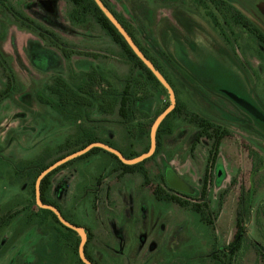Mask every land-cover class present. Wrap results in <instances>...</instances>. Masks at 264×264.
I'll use <instances>...</instances> for the list:
<instances>
[{
  "label": "rangeland",
  "instance_id": "1",
  "mask_svg": "<svg viewBox=\"0 0 264 264\" xmlns=\"http://www.w3.org/2000/svg\"><path fill=\"white\" fill-rule=\"evenodd\" d=\"M11 1L12 11L21 18L0 6V56L15 77L14 89L0 104V206L15 196L29 197L28 178L20 174L23 164L45 149L56 153L79 125L87 123V119L78 122L60 116L41 102L38 92L46 95L58 77L69 79L72 71H87L97 62L80 54L65 60L39 36V30L53 31L62 43L78 51L107 56H101V69L121 74L128 70L120 47L97 27L86 28L69 19L65 0ZM106 1L139 30L143 44L147 45L144 38L153 39L148 42L152 53L164 50L171 64L161 63L177 98L191 111L230 131V136L221 143L211 168L209 141L197 142L198 128L173 119L174 133L164 136L156 159L134 173L119 176L118 171L103 178L98 175L99 167L114 164L107 156L78 160L53 175L52 199L89 231L88 251L99 264H211L213 254L233 240L239 210L244 244L233 264H264V126L242 112L233 97L248 102L253 98L264 110V47L230 17L225 20L219 8H205L194 0ZM226 1L264 32V16L257 8L263 0ZM182 23L190 28L186 30ZM179 41L185 47L182 57ZM112 47L117 53H110ZM179 57L188 72L185 80L176 64ZM5 85L0 72V90ZM202 85L206 94L199 89ZM168 102V92L155 95L151 105L147 104L150 114ZM101 131L118 137L119 130L112 126ZM135 149L142 150V143L137 141ZM143 170L150 181L145 180ZM161 176L172 188L191 193L203 187L206 176V200L213 211L221 208L214 228L199 222L188 208L158 202L151 188L162 183ZM178 178L184 188L178 187ZM13 229L4 232L1 244ZM48 238L39 228L28 230L0 256V264H17L19 259L23 264L36 263L34 249Z\"/></svg>",
  "mask_w": 264,
  "mask_h": 264
},
{
  "label": "trees",
  "instance_id": "2",
  "mask_svg": "<svg viewBox=\"0 0 264 264\" xmlns=\"http://www.w3.org/2000/svg\"><path fill=\"white\" fill-rule=\"evenodd\" d=\"M65 1L67 3L69 19L73 23L83 27L86 26V28L97 27L112 43L120 47L121 51L119 54L124 59L125 64L128 65V70L121 74L118 72L111 73L110 71L101 69L100 65L104 63L101 56L104 55L91 51H78L70 47L68 43L64 41L62 43L59 36L53 33V31L48 29L39 31V36L41 35L40 37L52 45V47H56L65 60H70L72 56L80 54L93 58L97 62V65L92 66L87 71H72L74 75L72 77L69 76V79L58 77L47 89V96L38 92V97L41 102L50 106L59 113L60 116H65L69 120L72 118L78 122L83 119L86 121L87 119V123L79 125L75 135L69 136L64 143L59 145L56 153L52 150L45 149L37 157L23 164L20 167L22 171L20 174L28 178L29 197L15 196L0 206V256L6 254L20 235L30 229L39 228V230H42L44 234L49 236L47 241H40L38 246L34 249V254L37 257V262L35 264H84L78 253L80 243L78 233L64 226L51 210L40 208L36 204L35 182L41 171L57 160L97 141L107 143L117 148L127 158H134L147 152L150 147L151 126L156 117L169 105L168 102L164 106L158 107L153 116L150 114L149 106L151 105L152 98L155 95H159L160 92H165L167 94V90L152 71L137 57L124 37L105 16L96 2L94 0ZM194 1L205 8L209 5L219 8V10L223 12L222 14H224L225 20L229 21L228 19L230 17L232 22L242 26L253 34L264 47V32L238 9L232 7L226 0ZM103 2L126 28L146 57L150 59L155 67L165 76L174 88L177 98L175 85L161 63V61H169L171 64L164 50H160L157 54L152 53V49H149L150 43L148 42L153 39L144 38L147 45L143 44L139 38L140 32L134 27L132 22L122 13L116 11L106 0H103ZM210 16L217 22L216 16L212 12H210ZM182 24L186 30L190 28L189 25L185 23ZM154 43H156L155 40ZM178 43L181 50V52H179L180 55L182 51L185 50V47L184 44L182 45L181 41ZM191 45L193 48L195 47V45ZM110 51L112 54L117 53L113 47ZM156 52L158 51L156 50ZM180 57H182V54ZM180 57L176 64L186 75L183 77L185 80L188 77V72L186 68L183 67V62ZM104 58L107 59V56H104ZM0 65L2 66V74L6 80L5 87L0 90L1 104L14 89L15 77L10 66L6 64V61L3 60L1 56ZM177 66L174 65V68L179 69ZM194 80L197 79L194 78ZM199 89L203 91V94L208 92L203 85L200 86ZM147 104L150 105L148 106ZM93 113H96L98 117H92ZM253 117L256 118L254 115ZM173 119L185 120L198 128L199 131L196 137L197 142H200L202 138L209 141L211 145L209 152L212 163L210 167L212 168L219 154L221 143L224 138L230 136V131L214 123L209 118L191 111L185 103L177 98L175 109L167 115L158 128L156 136L157 148L150 158L136 165H126L114 154L102 148H93L83 156L58 167L43 179L41 183L42 201L56 206L67 220L78 226H82L65 214L58 202L52 199L50 192L53 175L78 160H84L100 154L107 156L110 162L114 163L111 168L106 164L99 167L98 175L100 178H103L105 175L109 176L112 172L118 171H120L119 176L134 173L146 162L156 159L157 155L161 153L164 136L174 133ZM258 122L264 126V122L260 120ZM107 125L119 130L117 131L118 137L114 139L102 133V127ZM137 129L139 131H137ZM137 141L142 143V150L140 151L135 149V143H137ZM123 143L125 145L127 144V146L124 147V145H122ZM165 169L167 170V167ZM142 174H144L145 180H151L145 170L142 171ZM206 176L203 179V187L196 193L178 191L172 188L166 182V179L163 180V176H161L162 183L152 187L151 191L158 202L162 204H176L182 208H188L193 212L199 222L213 229L215 224L214 220L219 216L221 208H218L217 211H213L209 202L206 200L207 194L205 185L209 183ZM238 212L236 232L233 240L229 245L222 247L213 254L211 264H233L234 258L242 248L244 244V222L241 218V210ZM9 228H14L13 233L1 244L3 234L9 230ZM89 240L85 246L86 256L94 264H99L88 251ZM14 263L23 264L20 259Z\"/></svg>",
  "mask_w": 264,
  "mask_h": 264
},
{
  "label": "water",
  "instance_id": "3",
  "mask_svg": "<svg viewBox=\"0 0 264 264\" xmlns=\"http://www.w3.org/2000/svg\"><path fill=\"white\" fill-rule=\"evenodd\" d=\"M98 7L101 9V11L105 14V16L111 21V23L117 28V30L120 32V34L124 37L126 42L129 44L131 49L134 51V53L137 55V57L152 71V73L156 76V78L159 80V82L164 86V88L167 90L168 95L170 97V103L168 107L157 116V118L154 120L151 130H150V147L149 150L145 153H142L134 158H127L123 155L121 151H119L117 148L112 147L111 145L104 143V142H93L88 144L86 147L75 151L48 166L46 169L41 171V173L38 175L36 182H35V199L36 204L43 209L51 210L58 218V220L66 227L74 230L78 233L80 237V243L78 247V253L80 256V259L84 264H94L91 262L85 253V246L88 241V234L84 227L78 226L69 220H67L62 212L54 205L44 203L41 198V183L43 179L50 174L52 171L57 169L58 167L80 157L84 154L88 153L93 148H102L115 156H117L120 161H122L126 165H136L140 162H143L144 160L150 158L156 151L157 148V131L159 126L161 125L162 121L167 117L168 114H170L177 105V98L174 88L171 86V84L168 82V80L165 78V76L155 67L153 62L146 57V55L143 53V51L139 48V46L136 44L132 36L129 34V32L126 30V28L122 25V23L117 19V17L114 15V13L105 5L103 0H94ZM257 8L260 11V13L264 16V1H259L257 4ZM233 96V95H232ZM237 102L248 112H250L252 115H254L257 119L264 121V114L261 112L258 108H256L253 104L243 100L242 98H238L233 96ZM179 182V181H178Z\"/></svg>",
  "mask_w": 264,
  "mask_h": 264
},
{
  "label": "flooded vegetation",
  "instance_id": "4",
  "mask_svg": "<svg viewBox=\"0 0 264 264\" xmlns=\"http://www.w3.org/2000/svg\"><path fill=\"white\" fill-rule=\"evenodd\" d=\"M264 1V0H263ZM11 4V5H10ZM0 6H3V7H5L10 13H11V15L12 14H14V16H16L17 18H21V17H19V15L18 14H16V13H14L13 11H12V1L11 0H0ZM20 20H22V19H20ZM22 21H24V20H22ZM25 22V21H24ZM31 25V24H30ZM31 26H33V25H31ZM34 27V26H33ZM34 28H36V27H34ZM39 30V29H38ZM40 31V30H39ZM4 60V59H3ZM2 71H3V69H2V66L0 65V72H1V75H2ZM5 84H6V80H5ZM252 100H253V98H252ZM252 100H249V103H252L256 108H258L261 112L263 111L264 112V110H263V108L260 106V105H258L256 102H253ZM246 101V100H245ZM248 102V101H247ZM239 109H242L241 111L242 112H244V113H246L249 117H250V119H254L255 121H257L258 119H256V118H254L253 117V115L252 114H250V112H248L247 110H245L241 105H239ZM259 121V120H258ZM264 122V121H263ZM264 129V128H263ZM139 131V130H138ZM264 131V130H263ZM169 169H171V168H169ZM178 181H179V185H178V187H183L182 185L184 184L185 185V183L184 182H180L181 181V179L180 178H178ZM183 183V184H182ZM175 185H177V184H175ZM186 186V185H185ZM184 186V187H185ZM183 187V188H184ZM182 188V189H183ZM175 189H177V188H175ZM179 191V190H178ZM180 191H182V190H180ZM183 192H188V190L187 191H185V190H183ZM191 193V192H190ZM85 230L87 231V234H88V240H89V231L85 228ZM88 242V241H87ZM35 264V263H34Z\"/></svg>",
  "mask_w": 264,
  "mask_h": 264
}]
</instances>
